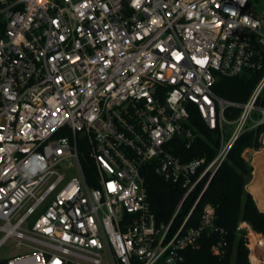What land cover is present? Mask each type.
<instances>
[{"label":"built area","instance_id":"2783aa9c","mask_svg":"<svg viewBox=\"0 0 264 264\" xmlns=\"http://www.w3.org/2000/svg\"><path fill=\"white\" fill-rule=\"evenodd\" d=\"M246 70L260 73L246 101L213 90ZM262 95L264 0H0V250H15L0 264H180L204 232L223 253L211 204L196 226L184 229L192 209L171 223L264 125ZM191 110L215 131L210 159L174 153L173 138H196ZM145 164L184 188L168 223L150 209ZM244 230L249 264H264V236Z\"/></svg>","mask_w":264,"mask_h":264},{"label":"trees","instance_id":"16d2710c","mask_svg":"<svg viewBox=\"0 0 264 264\" xmlns=\"http://www.w3.org/2000/svg\"><path fill=\"white\" fill-rule=\"evenodd\" d=\"M260 73L246 70L236 76L219 75L212 86L221 97L244 102L250 95ZM264 105V95L257 99ZM239 113L238 108H229L226 114L234 118ZM189 122L194 127L196 138L186 145L181 137H175L171 143L175 146L174 153L183 160L193 157L207 156L210 159L215 154L217 139L215 131H211L199 118L190 111ZM264 125L254 130H248L238 136L230 148L226 158L210 178L203 189L206 177L190 192L180 204L177 214L172 220V230L177 229L188 215L184 229L198 225L202 210L206 204H211L215 210V224L226 231L225 250L219 254L215 251L217 233L204 232L195 247L182 250L180 264H249L248 248L245 246V230L238 229V224L246 220L253 230L264 236V212L258 209L256 202L245 185L251 177L252 166L242 155L246 148H258L257 133ZM86 170L92 168V159L83 158ZM144 178L147 200L154 212L157 223H168L175 211L184 188L179 182L163 179L155 172L152 164H145L141 169ZM199 200L195 203L196 198Z\"/></svg>","mask_w":264,"mask_h":264},{"label":"crops","instance_id":"0c3cea01","mask_svg":"<svg viewBox=\"0 0 264 264\" xmlns=\"http://www.w3.org/2000/svg\"><path fill=\"white\" fill-rule=\"evenodd\" d=\"M242 155L252 166L251 177L245 188L253 196L259 210L264 212V149L248 147Z\"/></svg>","mask_w":264,"mask_h":264},{"label":"rangeland","instance_id":"374dc122","mask_svg":"<svg viewBox=\"0 0 264 264\" xmlns=\"http://www.w3.org/2000/svg\"><path fill=\"white\" fill-rule=\"evenodd\" d=\"M70 172V174L69 175H76V171L74 170V169H70L69 170ZM259 209V208H258ZM242 223H241V225H240V223L238 224V226L240 227V229H245V228H247V226H250V224L246 221V220H243V221H241ZM251 227V226H250ZM252 228V227H251ZM255 231V230H254ZM258 233H260V232H258ZM262 234V233H261ZM15 250L14 249H8V248H6V247H3V249H1L0 250V257H7V256H10V255H12L13 254V252H14ZM263 262H264V259H263Z\"/></svg>","mask_w":264,"mask_h":264},{"label":"bare ground","instance_id":"6f19581e","mask_svg":"<svg viewBox=\"0 0 264 264\" xmlns=\"http://www.w3.org/2000/svg\"><path fill=\"white\" fill-rule=\"evenodd\" d=\"M263 184V183H262ZM258 190V189H257Z\"/></svg>","mask_w":264,"mask_h":264}]
</instances>
